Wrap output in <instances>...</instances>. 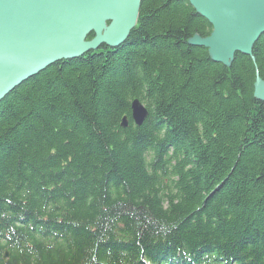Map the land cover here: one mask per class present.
<instances>
[{
	"label": "trees",
	"instance_id": "obj_1",
	"mask_svg": "<svg viewBox=\"0 0 264 264\" xmlns=\"http://www.w3.org/2000/svg\"><path fill=\"white\" fill-rule=\"evenodd\" d=\"M212 29L142 0L122 45L0 102V264H264V34L226 67L188 42Z\"/></svg>",
	"mask_w": 264,
	"mask_h": 264
},
{
	"label": "water",
	"instance_id": "obj_2",
	"mask_svg": "<svg viewBox=\"0 0 264 264\" xmlns=\"http://www.w3.org/2000/svg\"><path fill=\"white\" fill-rule=\"evenodd\" d=\"M212 25L189 44L230 67L237 53L253 56L264 34V0H188ZM142 0H0V102L16 87L52 64L84 56L103 45H122L135 28ZM94 34L92 39L88 37ZM255 97L264 102V78L256 77ZM132 118L141 126L148 108L136 98ZM129 126L127 116L121 122ZM8 252L5 258L8 257Z\"/></svg>",
	"mask_w": 264,
	"mask_h": 264
}]
</instances>
